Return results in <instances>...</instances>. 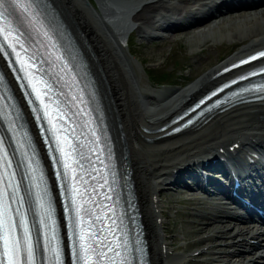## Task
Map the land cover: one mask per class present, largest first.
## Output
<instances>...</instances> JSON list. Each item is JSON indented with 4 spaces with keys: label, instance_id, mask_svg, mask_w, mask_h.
<instances>
[{
    "label": "bare ground",
    "instance_id": "1",
    "mask_svg": "<svg viewBox=\"0 0 264 264\" xmlns=\"http://www.w3.org/2000/svg\"><path fill=\"white\" fill-rule=\"evenodd\" d=\"M57 1L67 12L69 19L85 33L101 70L113 116L122 126L126 142L133 153L153 263L185 262L189 256L184 253H170L169 249L162 252L160 240L164 237L158 233V226L154 222L156 211L153 209L151 197L160 191L162 186L172 184L170 177H174V174L170 175V169L177 168L180 171L186 168L189 160L224 145L232 137L244 139L245 135H251L255 138L251 141L255 145L260 144L264 139V104L236 106L177 136L157 139L159 134L146 133L145 128L154 129L163 125L182 105L212 87L215 82L211 77L224 63L183 89L144 88L136 70V60L129 54V39L134 31L141 38H146L148 31L144 26L148 24L157 31H166L167 27H171L175 32L189 28V35L196 43V49L202 50L211 42H221L224 39V34H217L222 32L223 28L229 32L227 35L239 28V35L242 37L245 36L244 31L248 25L260 24L262 29L250 36L253 43L231 57L228 60L230 61L264 46V3L252 6L247 3L242 9L225 11L221 4L210 5L207 0H195L191 7L180 10H176L173 3H160L159 0H97L98 7L93 6L89 0ZM86 1L90 6L85 4ZM217 6L220 7L216 9ZM192 13L197 15L196 22L206 18L207 21L187 27L185 24L188 23L189 16L193 17L190 15ZM228 13L231 15L227 16ZM173 21L178 23L174 24ZM181 21L183 23H179ZM231 21L238 22L239 25L234 26ZM232 160L235 162L233 165L240 162L239 157H232ZM222 211L229 216L214 215L201 225L200 231L206 232L212 228L214 222H224L223 218L238 217L233 211H226L224 208ZM216 232L221 238L228 235V245L234 249L218 258L228 262L227 264H264V234L252 237L262 239L257 245L247 240L250 234L258 232L257 229L236 221L232 225L223 224ZM212 236L209 234L203 239L209 242ZM242 236L245 237L243 241L239 239ZM232 239L238 240L231 244ZM217 247L218 244L213 243L209 248ZM235 257L239 259L234 260Z\"/></svg>",
    "mask_w": 264,
    "mask_h": 264
},
{
    "label": "rangeland",
    "instance_id": "2",
    "mask_svg": "<svg viewBox=\"0 0 264 264\" xmlns=\"http://www.w3.org/2000/svg\"><path fill=\"white\" fill-rule=\"evenodd\" d=\"M166 1L176 5L174 7L176 10H180L191 6L195 0L192 3L190 2L191 0H159L160 3H166ZM61 9L67 16V12L62 6ZM229 15L231 14H227V16ZM231 23L234 26L239 25L235 21H231ZM148 25L144 26L145 29L149 31V34L154 35V30L150 29ZM261 29L262 26L260 24L248 25L244 31L245 36L241 37L239 35L241 34L239 28L234 30L230 35H227L229 32L223 28L222 32L217 34H224V39L221 42H211L208 47L202 50L196 49L197 45L189 35V28L177 31L173 35L169 34L170 38L167 39L157 37L141 38L137 32H134L130 36L129 49L130 53L136 58V70L141 78L140 83L144 88L161 89L163 87H177L183 89L207 75L216 66L236 55L242 49L248 47L253 43V38L250 39V36ZM133 168L137 192L142 210H144L143 201L140 197L139 177L134 165ZM174 188L176 190L160 194L162 211L170 212L166 213L164 217L166 223H164L163 229H167V234L169 235V237L167 236L168 241L173 243V250L176 253H185L191 252L196 248L207 247V244L216 243L219 245L218 248L208 249L206 253L196 257L198 264H227L228 262L218 258L219 255H223L224 253L218 254L217 252H227L234 249L228 245L229 241L226 239L228 235L219 238L220 234L216 231L223 224L232 225L235 221L224 219V222H214L213 226H211L212 228H210L211 230L208 229L209 231L206 232L200 231L201 225L209 220L207 216H212L211 212L218 215L222 213L217 205L212 204L209 200L205 202L183 200V197H187L186 194H182L180 187L177 188L175 186ZM146 231L149 235L147 227ZM205 233L214 235L216 238H212L209 242H199V239L207 235ZM235 240L237 239H232L230 243ZM235 259L238 260L239 258L235 257ZM151 261L154 264L152 258Z\"/></svg>",
    "mask_w": 264,
    "mask_h": 264
},
{
    "label": "snow or ice",
    "instance_id": "3",
    "mask_svg": "<svg viewBox=\"0 0 264 264\" xmlns=\"http://www.w3.org/2000/svg\"><path fill=\"white\" fill-rule=\"evenodd\" d=\"M17 0H0V19L5 21L4 31L5 35L3 37L4 41H8L12 36L13 32H16L14 37L15 42L20 44L23 48V43L21 42V37L24 39H31L30 34L27 32H20V25L24 24V20L21 19L17 28H12L7 21L8 15H11L9 7H11ZM9 7H5V4ZM35 5L39 12L46 9L45 0H29L27 7H24L25 13H30V9ZM35 19V17H33ZM47 36V33H44ZM3 48V44L0 43V49ZM264 56V52L260 53ZM253 56L251 59H256ZM34 59V57H33ZM248 61H242V63H247ZM35 66V65H34ZM3 77L0 76V80ZM264 90V86L262 89ZM2 144V141H0ZM38 187V185H37ZM8 196L7 192L3 193V197ZM12 199H16V194H12ZM36 202L41 212L39 218V224L44 225L47 229L46 234H41L39 227L34 233L29 228L27 220L21 215L19 220H15L12 215V210L7 203L6 199L0 198V264H64V249L60 242L59 237L56 234L54 227L55 221L52 220V212L50 204L45 201L44 194H38L36 197ZM17 214L20 213L19 209L15 210ZM77 213L79 209L76 210ZM21 227L23 230V236L20 237L18 234H13V230L17 227ZM94 237L91 235H86L84 230L81 229L79 233L73 232V238H71V243L68 247V254L72 259V264H100V259L105 257V253L98 252L95 245L89 243ZM109 251H112L110 248ZM137 252L141 249L137 248ZM119 255V253H117ZM93 257H96L94 260ZM130 264V262H129Z\"/></svg>",
    "mask_w": 264,
    "mask_h": 264
}]
</instances>
